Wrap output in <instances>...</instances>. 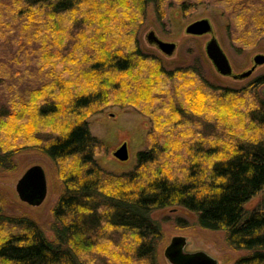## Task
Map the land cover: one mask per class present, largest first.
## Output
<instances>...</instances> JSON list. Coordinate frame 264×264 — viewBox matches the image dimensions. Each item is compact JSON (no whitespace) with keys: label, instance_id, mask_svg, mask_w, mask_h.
Segmentation results:
<instances>
[{"label":"trees","instance_id":"16d2710c","mask_svg":"<svg viewBox=\"0 0 264 264\" xmlns=\"http://www.w3.org/2000/svg\"><path fill=\"white\" fill-rule=\"evenodd\" d=\"M221 2L231 39L264 46V0ZM172 3L0 0V174L37 150L61 185L52 237L28 213L7 212L0 192V264H160L152 213L170 207L224 231L246 252L233 264H264V208H245L264 189V72L231 87L200 56L166 66L140 32L148 7L161 22ZM114 106L150 126L121 173L97 161L104 144L88 122Z\"/></svg>","mask_w":264,"mask_h":264},{"label":"rangeland","instance_id":"374dc122","mask_svg":"<svg viewBox=\"0 0 264 264\" xmlns=\"http://www.w3.org/2000/svg\"><path fill=\"white\" fill-rule=\"evenodd\" d=\"M222 0H190L188 7H183L180 0H173L161 22L156 21L151 7L147 8V18L140 32V42L146 51L159 56L168 67L180 63L190 64L200 56L208 64L211 77L217 82L231 87H239L249 83L255 76L264 72V62L254 65V57L264 55V46L258 41L252 45L240 48L234 39L227 33L226 16L223 10L227 9ZM224 6V7H223ZM208 19L212 31L203 35L187 34L186 27L200 19ZM152 32L158 39L175 44L174 51L167 55L156 44L147 38ZM214 37L223 52L226 54L232 68V75H221L208 59L205 46ZM207 69V68H206ZM253 69L247 77L239 78L233 75ZM264 85L258 88L262 91ZM92 135L104 144L103 151L96 157L99 164L105 169L121 173L129 171L136 163V153L146 146V135L150 128L145 117L136 113L132 108L109 107L102 114L92 116L88 120ZM126 143L129 158L119 161L113 152ZM14 171L0 174V192L3 193L4 206L10 213H28L43 228L48 237H52L50 224L52 221L51 208L61 190L55 169L51 161L37 150L27 151L17 159ZM39 165L43 168L46 178L47 192L39 205H30L21 199L16 192V184L23 173L31 166ZM247 210L264 208V189L253 196L246 204ZM152 217L162 225L164 240L159 247L160 264H171L164 257V249L174 236H183L186 239L185 252L204 251L218 264H233L234 261L246 254L242 250L232 249L222 230H210L199 226L196 215L182 207H170L154 211Z\"/></svg>","mask_w":264,"mask_h":264},{"label":"water","instance_id":"95a60500","mask_svg":"<svg viewBox=\"0 0 264 264\" xmlns=\"http://www.w3.org/2000/svg\"><path fill=\"white\" fill-rule=\"evenodd\" d=\"M187 34L203 35L212 31L211 23L208 19H200L190 23L186 29ZM148 40L157 45L165 54L170 55L175 44L158 39L152 32L147 36ZM205 52L208 59L212 62L216 71L221 75H232V68L226 54L218 44L217 40L212 37L205 46ZM254 65L264 62V55H257L253 59ZM253 69L241 74L233 75L234 77H247ZM113 156L119 161H126L129 158L127 144L122 143L114 152ZM16 192L19 198L30 204L39 205L45 198L47 192L45 172L39 165L29 167L21 176L16 184ZM186 239L183 236H174L170 243L164 249V257L171 264H218L217 260L204 251L185 252Z\"/></svg>","mask_w":264,"mask_h":264}]
</instances>
